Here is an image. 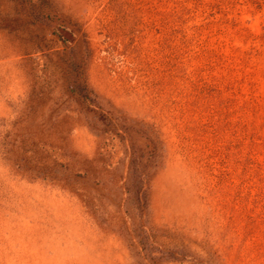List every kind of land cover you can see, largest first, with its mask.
<instances>
[{
  "label": "rangeland",
  "instance_id": "1",
  "mask_svg": "<svg viewBox=\"0 0 264 264\" xmlns=\"http://www.w3.org/2000/svg\"><path fill=\"white\" fill-rule=\"evenodd\" d=\"M0 264H264V0H0Z\"/></svg>",
  "mask_w": 264,
  "mask_h": 264
},
{
  "label": "trees",
  "instance_id": "2",
  "mask_svg": "<svg viewBox=\"0 0 264 264\" xmlns=\"http://www.w3.org/2000/svg\"><path fill=\"white\" fill-rule=\"evenodd\" d=\"M112 118V114L110 115ZM113 120H111V127H109L106 131L111 133V136H118L121 137L123 140V143L126 141L127 138L132 139V131H125L127 133L120 134L119 132H116V129L112 128L113 125H115ZM146 126L149 127V125L146 124ZM98 134V133H97ZM47 135H50L47 133ZM99 135V134H98ZM101 135V134H100ZM148 138V137H147ZM146 138V139H147ZM149 142L144 147H137L134 144H131V147H128L126 143H124L123 147V153L124 156L119 160L120 163L123 165L122 168L119 166H113L112 163H105L104 166H107L106 171L107 173H112V180L110 185H105L106 190L109 194H112L114 192H117L118 190L122 191V193L127 195V198L125 200V206L129 213H136L141 219L143 217V214L145 210L149 206V195H150V186H151V180L153 177V169H158L161 165V156H160V149L157 145V142L153 141L152 139H147ZM47 144L44 142L43 147H45ZM37 143L33 141L32 146H36ZM11 149H8L7 152H9ZM24 154L28 153L31 149L30 147H22L21 149ZM35 154L26 155L22 160L26 161V164H32L33 162L36 163V168H38L39 162L41 159H38V152L39 150L34 149ZM106 153L109 156L111 154L114 155V153H117V151H107L106 149L104 151L99 152ZM68 157H71V154L68 155ZM111 157V156H110ZM102 158V157H101ZM72 159V157H71ZM55 162L57 160H54ZM95 160H92L91 162L94 163ZM72 162H69V165ZM128 165V170L125 172L126 174H116V171L118 170H125V166ZM91 166H94V164H91ZM72 171V169H70ZM87 175H89L88 171L86 172ZM116 175L119 177L121 181H124L123 184H119V181L116 180ZM96 185L100 188L96 189L98 190V193L100 192L99 189H103L102 185L104 187V183L97 182ZM94 195L95 199L97 198V194ZM83 196H86V194H82ZM118 207L121 208L122 204L117 203ZM91 207V208H90ZM90 211L92 213L99 212L100 208H104L105 206L100 201L99 204H97L94 200L92 205H90ZM141 227V225H140Z\"/></svg>",
  "mask_w": 264,
  "mask_h": 264
}]
</instances>
